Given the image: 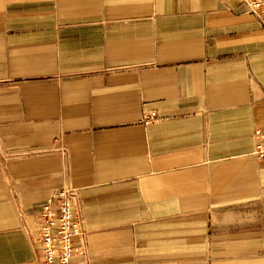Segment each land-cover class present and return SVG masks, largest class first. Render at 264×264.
Returning <instances> with one entry per match:
<instances>
[{
  "label": "crops",
  "instance_id": "obj_1",
  "mask_svg": "<svg viewBox=\"0 0 264 264\" xmlns=\"http://www.w3.org/2000/svg\"><path fill=\"white\" fill-rule=\"evenodd\" d=\"M256 129L264 26L240 0H0V264H41L62 187L75 263L264 264Z\"/></svg>",
  "mask_w": 264,
  "mask_h": 264
},
{
  "label": "built area",
  "instance_id": "obj_2",
  "mask_svg": "<svg viewBox=\"0 0 264 264\" xmlns=\"http://www.w3.org/2000/svg\"><path fill=\"white\" fill-rule=\"evenodd\" d=\"M247 11L260 18L264 26V0H240ZM156 111L144 113V123L159 119ZM254 154L264 159V132L254 131ZM77 209V191L62 187L42 203L37 219L36 232L40 240L41 264H81L72 260L75 239L84 234V226Z\"/></svg>",
  "mask_w": 264,
  "mask_h": 264
}]
</instances>
